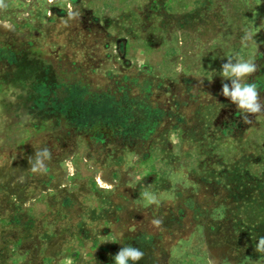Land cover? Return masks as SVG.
<instances>
[{
	"label": "rangeland",
	"instance_id": "obj_1",
	"mask_svg": "<svg viewBox=\"0 0 264 264\" xmlns=\"http://www.w3.org/2000/svg\"><path fill=\"white\" fill-rule=\"evenodd\" d=\"M5 4L0 264H264V112L221 94L226 57L254 59L264 101V0Z\"/></svg>",
	"mask_w": 264,
	"mask_h": 264
},
{
	"label": "clouds",
	"instance_id": "obj_2",
	"mask_svg": "<svg viewBox=\"0 0 264 264\" xmlns=\"http://www.w3.org/2000/svg\"><path fill=\"white\" fill-rule=\"evenodd\" d=\"M5 0H0V9L6 8ZM253 38L251 31L246 32L244 39L250 40ZM227 62L222 65V75L224 80L230 81L229 83L222 84L221 94L229 99L236 105L237 109L241 112L243 122L245 124L252 123L249 119V114L255 116L264 112V101L261 100V93L255 83H249L247 77L257 71V65L254 59H234L233 56H228ZM177 72L183 71V65H177ZM203 83V81H202ZM35 160H29L32 165V172L46 171L45 161L51 159L50 150L45 147L38 149L35 154ZM145 201V207L152 204H159L160 199L156 194L145 190L141 193ZM171 198V197H169ZM154 225H160L161 221L153 220ZM256 251L264 252V237L259 239ZM145 253L131 244L123 245L120 250L112 257L114 264H138L143 259ZM212 264V261L209 262Z\"/></svg>",
	"mask_w": 264,
	"mask_h": 264
},
{
	"label": "crops",
	"instance_id": "obj_3",
	"mask_svg": "<svg viewBox=\"0 0 264 264\" xmlns=\"http://www.w3.org/2000/svg\"><path fill=\"white\" fill-rule=\"evenodd\" d=\"M72 84H75L76 86H78L77 84H80V83H72ZM10 118H14V119H17V120H19V115L17 116V117H15V115L13 114L12 116H10ZM17 123V125L19 126L20 125V122L18 121V122H16Z\"/></svg>",
	"mask_w": 264,
	"mask_h": 264
},
{
	"label": "bare ground",
	"instance_id": "obj_4",
	"mask_svg": "<svg viewBox=\"0 0 264 264\" xmlns=\"http://www.w3.org/2000/svg\"><path fill=\"white\" fill-rule=\"evenodd\" d=\"M102 181V180H101Z\"/></svg>",
	"mask_w": 264,
	"mask_h": 264
}]
</instances>
